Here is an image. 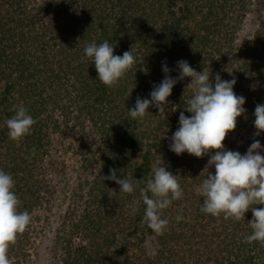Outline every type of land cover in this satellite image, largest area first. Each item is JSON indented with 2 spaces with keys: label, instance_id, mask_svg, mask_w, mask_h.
Returning <instances> with one entry per match:
<instances>
[{
  "label": "trees",
  "instance_id": "16d2710c",
  "mask_svg": "<svg viewBox=\"0 0 264 264\" xmlns=\"http://www.w3.org/2000/svg\"><path fill=\"white\" fill-rule=\"evenodd\" d=\"M105 40L115 55L132 50L136 58L114 89L84 53ZM181 60L206 68L213 83L217 73L236 79L248 118H238L225 147L246 154L258 139L264 148V133L254 135L255 107L264 104V0H0V170L13 177L20 210L31 215L10 248L12 264H38L47 233L54 264H264V246L245 242L251 211L239 222L200 211L196 189L215 174L214 165L206 168L210 157L169 148L180 113L191 116L184 105L191 78L174 86L164 115L153 106L143 120L130 117L137 97L151 99L165 78L163 63L175 79ZM20 107L37 123L17 142L5 121ZM161 165L185 194L163 211L169 225L157 236L140 193ZM110 169L135 192L104 180ZM147 238L158 242L155 257Z\"/></svg>",
  "mask_w": 264,
  "mask_h": 264
},
{
  "label": "clouds",
  "instance_id": "9594fccd",
  "mask_svg": "<svg viewBox=\"0 0 264 264\" xmlns=\"http://www.w3.org/2000/svg\"><path fill=\"white\" fill-rule=\"evenodd\" d=\"M114 52L115 46L108 40L99 45L92 42L84 49L85 56L95 64L98 79L110 89L118 88L121 80L136 65L132 50L125 51L122 56ZM177 67L179 75L174 79L167 63H163L165 78L153 86L151 99L137 97L135 107L129 109L130 117L143 120L153 106L159 110V115H164L174 86L185 78H191L185 91L191 89L192 96L184 104L185 111L191 113V116L185 115L184 111L180 113L179 128L171 137L169 148L177 155L187 152L197 158L210 157L206 168L214 165L215 174L209 171L196 189L197 195L203 198L200 211L235 222L245 220L246 213L251 211L253 219L248 224L252 232L245 237V242H259L264 246V208L256 207L264 205V155H261L264 148L258 139L253 141L246 154L225 147L229 133L237 129L238 118H248L244 107L246 99L235 93L236 79L222 80L217 73L213 83L211 72L206 68L198 72L186 60L178 61ZM254 114V135L258 137L264 133V104H257ZM5 123L9 137L19 142L32 133L37 121L26 108L20 107ZM110 173L104 176V180L115 181L120 186V193L135 192L130 179H120L116 169H110ZM152 173L153 178L147 180L146 187L140 193L146 205L144 221L157 236H163L169 225V221L162 218L163 211L174 201L181 200L185 193L177 175L166 167H153ZM14 188L13 177L0 170V264H12L10 248L26 232L31 222L30 213L20 210L21 201ZM183 219L182 214L176 216L178 222ZM144 243L147 255L155 257L158 254V242L154 244L151 238H147Z\"/></svg>",
  "mask_w": 264,
  "mask_h": 264
},
{
  "label": "rangeland",
  "instance_id": "374dc122",
  "mask_svg": "<svg viewBox=\"0 0 264 264\" xmlns=\"http://www.w3.org/2000/svg\"><path fill=\"white\" fill-rule=\"evenodd\" d=\"M52 248L53 235L47 233L38 244V264H54Z\"/></svg>",
  "mask_w": 264,
  "mask_h": 264
}]
</instances>
